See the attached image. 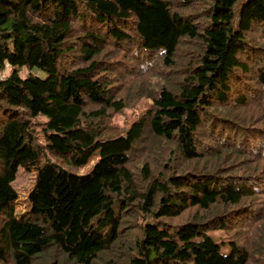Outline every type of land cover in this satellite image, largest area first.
Masks as SVG:
<instances>
[{
    "label": "trees",
    "instance_id": "16d2710c",
    "mask_svg": "<svg viewBox=\"0 0 264 264\" xmlns=\"http://www.w3.org/2000/svg\"><path fill=\"white\" fill-rule=\"evenodd\" d=\"M7 65L0 264H264V0H0Z\"/></svg>",
    "mask_w": 264,
    "mask_h": 264
},
{
    "label": "rangeland",
    "instance_id": "374dc122",
    "mask_svg": "<svg viewBox=\"0 0 264 264\" xmlns=\"http://www.w3.org/2000/svg\"><path fill=\"white\" fill-rule=\"evenodd\" d=\"M242 5H243V2L239 4L236 10V15L234 19V22L236 24L239 22V19H240ZM13 69L14 67H10V65H7L5 72L2 74L0 73V78H4L8 76L9 74H11ZM15 69L18 70L20 77L22 79H25L29 77L30 75L38 76L42 79H45L48 77L47 73L37 68H29L27 66H23V67H16ZM97 159H98L97 156L94 157L92 161L81 170L82 174L90 173L93 170V166L95 162L97 161ZM35 183H36V173H29L25 171L23 168L19 169L17 179L13 184L19 194L18 206H17L18 212H23L26 209H30V204L27 198L29 194L31 193L32 189L34 188ZM222 253L225 255H229L231 253L230 246L222 245Z\"/></svg>",
    "mask_w": 264,
    "mask_h": 264
}]
</instances>
